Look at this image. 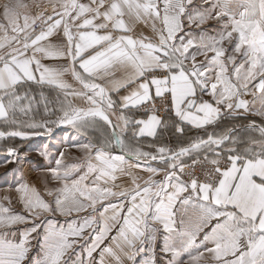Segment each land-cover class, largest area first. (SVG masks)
Listing matches in <instances>:
<instances>
[{
	"label": "snow or ice",
	"instance_id": "obj_1",
	"mask_svg": "<svg viewBox=\"0 0 264 264\" xmlns=\"http://www.w3.org/2000/svg\"><path fill=\"white\" fill-rule=\"evenodd\" d=\"M34 137L39 186L0 176V264L41 229L47 264H144L152 229L181 243L150 264H264V0H5L2 167Z\"/></svg>",
	"mask_w": 264,
	"mask_h": 264
},
{
	"label": "rangeland",
	"instance_id": "obj_2",
	"mask_svg": "<svg viewBox=\"0 0 264 264\" xmlns=\"http://www.w3.org/2000/svg\"><path fill=\"white\" fill-rule=\"evenodd\" d=\"M5 2V0H0V3ZM41 2V1H40ZM54 95V93H50ZM59 129L56 130V132ZM45 137H34L31 142L25 143L20 146V152L23 155V160L19 164H10L7 169L2 167L4 157H0V176L3 175L5 171L12 174L13 169L20 172L25 179L30 180L32 183L39 186L40 181L38 179V174L41 169H43L47 161L45 158L35 150L40 142L45 141ZM54 140V139H53ZM66 153L65 160L67 162H73L75 156H79L81 153L76 152L75 149H69L67 146L63 149ZM56 151V149H53ZM18 193H15L14 190L9 189L6 185L0 184V200H4L5 197L9 198H18ZM60 223L65 222V218H57ZM181 240L173 236L170 233H165L163 230L152 229L149 234V239L146 241L145 251L137 256L138 262H144V264H150L148 257L150 255L151 249L155 247L157 253V259H160V253L165 247L179 245ZM79 252V248L71 253L65 264H74L77 261L78 257L76 253ZM48 258V239L44 229H41L39 235L35 236L31 241V251L28 254V260L26 264H47ZM187 259V257H185Z\"/></svg>",
	"mask_w": 264,
	"mask_h": 264
},
{
	"label": "crops",
	"instance_id": "obj_3",
	"mask_svg": "<svg viewBox=\"0 0 264 264\" xmlns=\"http://www.w3.org/2000/svg\"><path fill=\"white\" fill-rule=\"evenodd\" d=\"M39 1H43V2H48V0H39ZM137 29L139 31H143L145 35H149L151 33V29L150 27H148L147 25H143V24H139L137 26ZM70 79V77H69ZM190 130H195V129H191L190 127L188 128ZM65 129L61 128L59 129L57 132H56V135L53 137L54 140H56L57 137L61 136L63 134V131ZM197 131V130H195ZM186 132H187V135L189 136H195V135H198V134H192V133H189V131H187L186 129ZM173 134V130L171 128L168 129V131L166 133H164V136L162 138V141L161 142H167L169 144H176L177 143V139H173L172 138V135ZM199 134H203V133H199ZM147 143V142H146ZM67 147V145H65V148ZM82 155V154H80ZM162 230V229H161Z\"/></svg>",
	"mask_w": 264,
	"mask_h": 264
},
{
	"label": "trees",
	"instance_id": "obj_4",
	"mask_svg": "<svg viewBox=\"0 0 264 264\" xmlns=\"http://www.w3.org/2000/svg\"><path fill=\"white\" fill-rule=\"evenodd\" d=\"M187 131H189V133H192V134H199V133H202V132H198V131H195V130H190V129H187ZM173 135V134H172ZM173 139H177L176 141L178 142L179 138L178 137H175L174 135L172 136Z\"/></svg>",
	"mask_w": 264,
	"mask_h": 264
},
{
	"label": "bare ground",
	"instance_id": "obj_5",
	"mask_svg": "<svg viewBox=\"0 0 264 264\" xmlns=\"http://www.w3.org/2000/svg\"><path fill=\"white\" fill-rule=\"evenodd\" d=\"M40 3L46 4L47 2H43V1H41Z\"/></svg>",
	"mask_w": 264,
	"mask_h": 264
},
{
	"label": "built area",
	"instance_id": "obj_6",
	"mask_svg": "<svg viewBox=\"0 0 264 264\" xmlns=\"http://www.w3.org/2000/svg\"><path fill=\"white\" fill-rule=\"evenodd\" d=\"M40 2V1H39Z\"/></svg>",
	"mask_w": 264,
	"mask_h": 264
}]
</instances>
